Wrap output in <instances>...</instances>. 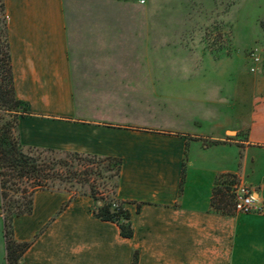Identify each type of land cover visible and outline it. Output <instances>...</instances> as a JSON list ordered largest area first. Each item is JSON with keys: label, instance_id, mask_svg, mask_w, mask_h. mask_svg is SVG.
Masks as SVG:
<instances>
[{"label": "crops", "instance_id": "0c3cea01", "mask_svg": "<svg viewBox=\"0 0 264 264\" xmlns=\"http://www.w3.org/2000/svg\"><path fill=\"white\" fill-rule=\"evenodd\" d=\"M147 1L4 0L15 96L29 112L17 123L20 142L121 159L116 194L133 227L123 238L93 217L89 196L37 190L31 213L12 222L13 238L29 243L19 264H130L133 252L137 264H264V215L210 206L221 174L264 203V73L250 103L214 124L216 108L198 99L205 59L185 55L183 108V92L159 82L167 58L156 51L158 38L181 29L158 23Z\"/></svg>", "mask_w": 264, "mask_h": 264}, {"label": "trees", "instance_id": "16d2710c", "mask_svg": "<svg viewBox=\"0 0 264 264\" xmlns=\"http://www.w3.org/2000/svg\"><path fill=\"white\" fill-rule=\"evenodd\" d=\"M28 114L25 103L15 96L5 6L4 0H0V208L6 264H19L29 246L28 242L13 238L12 222L31 213L37 190L62 189L71 192L69 200L77 195L89 196L93 200V217L116 224L121 237L131 238V214L126 207L129 202L116 194L121 159L25 146L19 140L17 123ZM105 174H109L108 179L114 178V182L109 185L110 191L100 192L99 187L106 189L108 184L97 180L104 179ZM236 182L230 174L215 179L210 197L213 211L234 214L232 191ZM130 264H137L136 252L132 253Z\"/></svg>", "mask_w": 264, "mask_h": 264}, {"label": "rangeland", "instance_id": "374dc122", "mask_svg": "<svg viewBox=\"0 0 264 264\" xmlns=\"http://www.w3.org/2000/svg\"><path fill=\"white\" fill-rule=\"evenodd\" d=\"M150 3L157 9L158 23L173 24L181 29L168 33L170 37L167 40L158 38L157 54L167 58L159 66V71L167 74L159 79L165 91L174 88L182 91L178 103L185 108V60L182 57L195 56L205 59L197 68L206 75L196 80L204 85L207 95L198 99L201 103L207 99L204 102L207 107L212 104L216 108L214 124L229 119L233 115L230 112L232 107L249 104L254 92L250 85L253 82L256 87L258 75L264 73V0H148L147 6ZM253 48L258 49L259 63L251 72L249 52ZM214 83H220L222 87L217 94L209 87ZM236 84L239 89L244 88L242 95L236 96L233 92ZM189 99L188 103L193 104V97ZM229 130H234V126L231 125ZM239 135L243 138L245 129L241 128ZM223 137L231 138L228 135ZM189 146L193 151L194 145ZM107 176L109 174L97 180L108 184L106 189L99 187L100 192L110 191L109 185L114 182V178L108 179ZM232 176L239 184L237 177ZM242 186L249 189L245 184Z\"/></svg>", "mask_w": 264, "mask_h": 264}, {"label": "built area", "instance_id": "2783aa9c", "mask_svg": "<svg viewBox=\"0 0 264 264\" xmlns=\"http://www.w3.org/2000/svg\"><path fill=\"white\" fill-rule=\"evenodd\" d=\"M249 57L251 59V66L249 70L254 72L259 63L258 49L253 48L249 52ZM232 192L234 196V213H257L264 215V203H258L253 197L250 189L236 184L233 186Z\"/></svg>", "mask_w": 264, "mask_h": 264}, {"label": "water", "instance_id": "95a60500", "mask_svg": "<svg viewBox=\"0 0 264 264\" xmlns=\"http://www.w3.org/2000/svg\"><path fill=\"white\" fill-rule=\"evenodd\" d=\"M232 133V132H231Z\"/></svg>", "mask_w": 264, "mask_h": 264}]
</instances>
